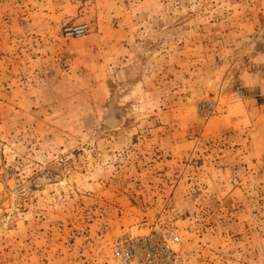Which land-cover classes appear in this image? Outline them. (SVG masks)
I'll use <instances>...</instances> for the list:
<instances>
[{
    "label": "rangeland",
    "instance_id": "rangeland-1",
    "mask_svg": "<svg viewBox=\"0 0 264 264\" xmlns=\"http://www.w3.org/2000/svg\"><path fill=\"white\" fill-rule=\"evenodd\" d=\"M145 221L264 264V0H0V264H115Z\"/></svg>",
    "mask_w": 264,
    "mask_h": 264
},
{
    "label": "built area",
    "instance_id": "built-area-1",
    "mask_svg": "<svg viewBox=\"0 0 264 264\" xmlns=\"http://www.w3.org/2000/svg\"><path fill=\"white\" fill-rule=\"evenodd\" d=\"M78 34L84 33L79 27ZM140 234L127 232L114 243L115 264H187L181 236L165 225L142 222Z\"/></svg>",
    "mask_w": 264,
    "mask_h": 264
},
{
    "label": "crops",
    "instance_id": "crops-1",
    "mask_svg": "<svg viewBox=\"0 0 264 264\" xmlns=\"http://www.w3.org/2000/svg\"><path fill=\"white\" fill-rule=\"evenodd\" d=\"M239 112H242V110H240Z\"/></svg>",
    "mask_w": 264,
    "mask_h": 264
}]
</instances>
